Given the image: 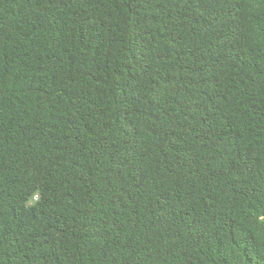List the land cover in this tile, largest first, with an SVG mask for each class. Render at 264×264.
Here are the masks:
<instances>
[{
    "label": "trees",
    "instance_id": "1",
    "mask_svg": "<svg viewBox=\"0 0 264 264\" xmlns=\"http://www.w3.org/2000/svg\"><path fill=\"white\" fill-rule=\"evenodd\" d=\"M0 264H264V0H0Z\"/></svg>",
    "mask_w": 264,
    "mask_h": 264
}]
</instances>
